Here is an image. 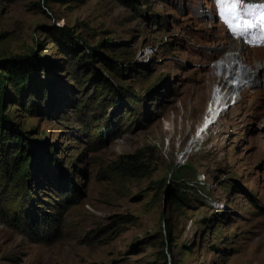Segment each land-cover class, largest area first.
<instances>
[{"label":"rangeland","instance_id":"1","mask_svg":"<svg viewBox=\"0 0 264 264\" xmlns=\"http://www.w3.org/2000/svg\"><path fill=\"white\" fill-rule=\"evenodd\" d=\"M258 37L215 0H0V264H264ZM228 62L254 81L199 134Z\"/></svg>","mask_w":264,"mask_h":264},{"label":"snow or ice","instance_id":"2","mask_svg":"<svg viewBox=\"0 0 264 264\" xmlns=\"http://www.w3.org/2000/svg\"><path fill=\"white\" fill-rule=\"evenodd\" d=\"M218 16L233 35L243 36L255 29L258 40L248 41L264 44V3L253 5L249 0H215Z\"/></svg>","mask_w":264,"mask_h":264},{"label":"bare ground","instance_id":"3","mask_svg":"<svg viewBox=\"0 0 264 264\" xmlns=\"http://www.w3.org/2000/svg\"><path fill=\"white\" fill-rule=\"evenodd\" d=\"M228 49L234 53L231 55V57L228 58V60L230 62H232V61L238 60L237 53L240 54L242 52L243 45H240V44H236L234 46L232 45ZM220 62H221V60H217L215 63V67L217 69L222 68L223 70L226 71V67L223 64H221ZM230 62H228L229 66H227V67H229V68H227L228 69V73H227L228 75L226 76V78H228L229 81L227 84L225 83V86H224V81L223 82L220 81L219 84H221V86L215 85L214 89L212 90L211 100L207 104L206 118H205V120L203 119L204 121L202 122L199 134L203 133V130H207L213 124L212 120L216 117V115L220 109L223 110V107L226 106L227 100H231L233 98V101L235 102V98H236L235 91L240 89L241 85H244L243 81L245 79L246 80L253 79V81H254L253 74H254L256 69H254V71L251 73L250 72L246 73L243 70L241 71V68H242L241 65L231 64ZM231 69L234 70V71L232 70L233 71L232 73L229 72V70H231ZM224 76H225V74H224ZM223 87H225L226 89H223ZM224 90L228 91L229 93L226 94L227 92ZM220 115H221V113L219 114V116ZM219 116L217 117L216 121H218ZM208 121H211L210 124L203 127L204 123H206Z\"/></svg>","mask_w":264,"mask_h":264},{"label":"trees","instance_id":"4","mask_svg":"<svg viewBox=\"0 0 264 264\" xmlns=\"http://www.w3.org/2000/svg\"><path fill=\"white\" fill-rule=\"evenodd\" d=\"M125 2H127V0H124ZM129 4L131 3V1L128 2ZM26 65V64H25ZM24 66H21V65H18V67L14 64V63H10L9 65H7V69L9 70L8 72L12 73L15 75V82L18 83L19 85L24 83H28L30 81V79L32 78V75L34 73L33 71V67L32 69H27V65L26 67ZM101 79L97 80V81H101ZM6 89H5V82L4 80L0 77V118H4L1 114V110H2V105H3V102H4V99L6 97ZM1 120V119H0ZM96 120H98V118H96ZM94 122L92 121H88L86 123L87 127L89 128H94L93 130L97 131L98 129H100L99 126H95L94 127ZM102 136V133L100 134L99 137ZM23 156V155H21ZM25 160L24 162H21V163H18V159L16 160V158L14 159L13 163H11L10 165L8 164L5 168L6 170V174H7V179L10 181V182H15L16 178L18 177V182L21 183V180H26L27 179V174H26V171H27V166H28V159L27 157H25ZM1 166V165H0ZM29 178V177H28ZM30 190V189H29ZM29 214V213H28ZM29 215H27L26 213V219H24L26 222L28 223H33L35 224L33 221L34 219H31L28 217ZM15 219L17 221H21L20 219H17L15 217ZM36 222V221H35ZM17 225H18V222H16Z\"/></svg>","mask_w":264,"mask_h":264},{"label":"water","instance_id":"5","mask_svg":"<svg viewBox=\"0 0 264 264\" xmlns=\"http://www.w3.org/2000/svg\"><path fill=\"white\" fill-rule=\"evenodd\" d=\"M210 122H211V121H208V122L204 123V126H203V127H205V126H207L208 124H210Z\"/></svg>","mask_w":264,"mask_h":264}]
</instances>
